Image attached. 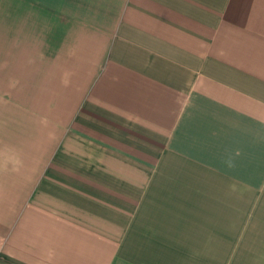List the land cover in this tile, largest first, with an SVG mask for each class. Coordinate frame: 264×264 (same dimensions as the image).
I'll return each mask as SVG.
<instances>
[{
	"label": "crops",
	"instance_id": "0c3cea01",
	"mask_svg": "<svg viewBox=\"0 0 264 264\" xmlns=\"http://www.w3.org/2000/svg\"><path fill=\"white\" fill-rule=\"evenodd\" d=\"M0 264H264V0H0Z\"/></svg>",
	"mask_w": 264,
	"mask_h": 264
}]
</instances>
